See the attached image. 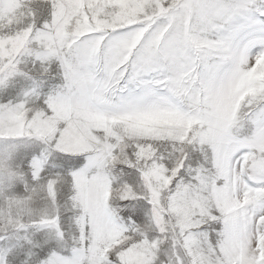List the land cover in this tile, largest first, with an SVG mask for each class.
Returning a JSON list of instances; mask_svg holds the SVG:
<instances>
[{
	"label": "snow or ice",
	"instance_id": "1",
	"mask_svg": "<svg viewBox=\"0 0 264 264\" xmlns=\"http://www.w3.org/2000/svg\"><path fill=\"white\" fill-rule=\"evenodd\" d=\"M0 264H264V0H0Z\"/></svg>",
	"mask_w": 264,
	"mask_h": 264
}]
</instances>
